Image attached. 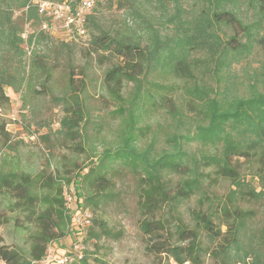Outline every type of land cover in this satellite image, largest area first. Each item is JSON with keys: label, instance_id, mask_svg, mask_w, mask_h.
<instances>
[{"label": "trees", "instance_id": "obj_1", "mask_svg": "<svg viewBox=\"0 0 264 264\" xmlns=\"http://www.w3.org/2000/svg\"><path fill=\"white\" fill-rule=\"evenodd\" d=\"M40 1L0 0V106L8 103L6 87L17 92L32 75L50 76L42 44L63 48L89 38L92 50L114 57L103 84L122 127L94 161L75 165L72 179L47 173L49 162L34 175L0 165V200L13 197L35 225L28 231V254L0 244V261L57 264L82 242L86 228L85 240L113 237L99 211L116 195L110 172L121 166L134 180L138 227L153 264H204L206 258L212 264H264V70L248 74L246 93L233 88L234 66L257 45L264 48V0H94L85 35L67 40L43 29L49 18L39 12ZM104 4L129 10L131 24L124 30L98 26ZM56 101L64 112L57 130L62 143L81 140L79 94ZM146 107L163 117L141 146L150 130L137 126ZM160 137L163 145L156 148ZM255 177L258 188L250 181ZM222 181L228 187L219 193ZM85 210L91 221L84 228L73 218ZM81 254L63 264H92Z\"/></svg>", "mask_w": 264, "mask_h": 264}, {"label": "rangeland", "instance_id": "obj_2", "mask_svg": "<svg viewBox=\"0 0 264 264\" xmlns=\"http://www.w3.org/2000/svg\"><path fill=\"white\" fill-rule=\"evenodd\" d=\"M129 14V10L115 4H104L98 12L97 24L104 28L113 26L124 30L125 23L130 25L132 22ZM88 41L89 38L78 39L63 48H59V44H54V48L42 44L39 50L44 51L51 69L50 76L45 77L41 73L32 75L26 80L29 86L24 85L17 92L5 88L8 103L0 106V165L5 170L17 169L34 175L49 162L47 173L72 179L77 171L75 165L86 166L116 140L118 129L122 127L121 117L114 112L117 104L103 84V73L115 60L108 54L100 56V53L92 50ZM24 62L27 71V58ZM69 65L72 67V81L68 80L67 75ZM253 69L264 70V48L258 45L247 60L234 66V92H247L248 74L250 75ZM130 88L131 83L127 84L123 95L126 96ZM76 92L84 103V119L78 126V129H81V140L76 138L73 141L64 140L62 143L57 130L61 129L60 119L64 112L56 99L64 94ZM162 117L161 110L146 107L142 111L137 126H149L146 129L150 130L140 137L141 146L147 143L151 134L158 128L157 123L162 121ZM75 145H79L78 150ZM161 145L163 144L160 137L156 148ZM242 160L243 158L240 159ZM241 169L246 178L250 177L249 168L243 166ZM110 174L116 185V195L111 203L101 208L99 214L103 216L114 235L102 237L97 241L85 240L88 231L86 228L83 231L84 239L79 242V250L73 249V253H86L88 261L92 264H101L93 260L94 257L100 259L103 264H153V256L145 247L146 238L138 227L139 215L136 210L132 175L121 166H116ZM250 181L258 188V178H251ZM63 184L66 188L64 181ZM227 187L228 181H222L217 186L219 193H223ZM66 195L67 198L70 197L67 193ZM9 199L0 200V244L27 255L31 246L28 231L34 230L35 225L33 220L28 221L20 204L13 197ZM259 221L260 217L257 223ZM22 225L29 229L21 230ZM164 261L165 259L162 260ZM204 264L212 263L206 258Z\"/></svg>", "mask_w": 264, "mask_h": 264}, {"label": "built area", "instance_id": "obj_3", "mask_svg": "<svg viewBox=\"0 0 264 264\" xmlns=\"http://www.w3.org/2000/svg\"><path fill=\"white\" fill-rule=\"evenodd\" d=\"M93 3L94 0H82L76 5L51 0L40 1L38 4L39 12L49 18V22L44 23L42 27L54 35H63L66 40L73 37H82L86 32L85 23L87 15L92 10ZM73 220L78 226H88L91 221V214L85 210L76 215ZM78 246L76 243L73 249L79 250ZM81 257V253L74 251V253L56 259L55 262L57 264H63L72 262L74 258L80 259ZM0 264H4V262L0 261Z\"/></svg>", "mask_w": 264, "mask_h": 264}]
</instances>
